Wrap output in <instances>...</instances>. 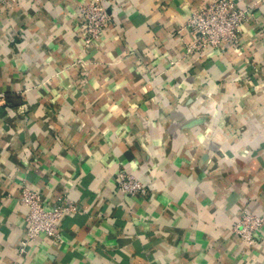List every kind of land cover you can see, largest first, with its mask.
<instances>
[{"label":"crops","instance_id":"crops-1","mask_svg":"<svg viewBox=\"0 0 264 264\" xmlns=\"http://www.w3.org/2000/svg\"><path fill=\"white\" fill-rule=\"evenodd\" d=\"M90 1L0 5V264H264V225L250 248L233 232L264 216V0H232L251 18L205 57L186 22L217 0H100L112 25L85 48ZM24 186L77 205L60 242L19 251Z\"/></svg>","mask_w":264,"mask_h":264},{"label":"built area","instance_id":"built-area-1","mask_svg":"<svg viewBox=\"0 0 264 264\" xmlns=\"http://www.w3.org/2000/svg\"><path fill=\"white\" fill-rule=\"evenodd\" d=\"M5 0H0L2 5ZM248 9L239 8L232 0H217L205 4L190 14L186 27L194 31V39L185 48L188 55L207 56L219 47H234L239 40L240 27L251 18ZM112 25L111 15L100 0L90 1L79 7L78 29L82 33L81 44L88 48ZM116 188L129 196L145 194V188L133 175L120 172ZM19 204L26 208L25 233L20 242V252L28 243L45 237L51 242H60L58 227L64 215L72 216L78 211L76 204L58 198L54 205L47 206L38 191L29 187L20 188ZM264 225V216L243 210L233 227L247 248L256 244L255 233Z\"/></svg>","mask_w":264,"mask_h":264}]
</instances>
